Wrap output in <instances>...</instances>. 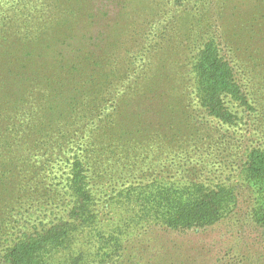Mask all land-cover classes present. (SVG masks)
<instances>
[{"label":"rangeland","instance_id":"rangeland-1","mask_svg":"<svg viewBox=\"0 0 264 264\" xmlns=\"http://www.w3.org/2000/svg\"><path fill=\"white\" fill-rule=\"evenodd\" d=\"M255 148L264 0H0V264H264Z\"/></svg>","mask_w":264,"mask_h":264},{"label":"trees","instance_id":"trees-1","mask_svg":"<svg viewBox=\"0 0 264 264\" xmlns=\"http://www.w3.org/2000/svg\"><path fill=\"white\" fill-rule=\"evenodd\" d=\"M201 62L206 66L210 74L211 96L209 103H213L216 96L223 92H230L233 87L232 78L225 61H223L215 49L205 45L201 51ZM213 111L216 112L212 104ZM247 172L250 176L264 180V150L252 149L247 156ZM223 197L219 192L209 191L204 193L198 200L190 204L187 216L181 217L184 220H201L214 217L218 213ZM259 221L264 229V210L259 216ZM37 249L36 242H21L14 245L10 250L12 264H31V255ZM32 259V258H31ZM31 261V260H30Z\"/></svg>","mask_w":264,"mask_h":264}]
</instances>
